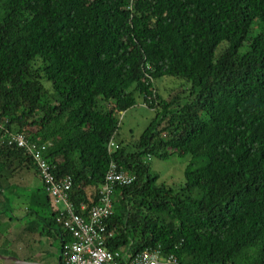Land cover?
Returning a JSON list of instances; mask_svg holds the SVG:
<instances>
[{
  "label": "trees",
  "instance_id": "16d2710c",
  "mask_svg": "<svg viewBox=\"0 0 264 264\" xmlns=\"http://www.w3.org/2000/svg\"><path fill=\"white\" fill-rule=\"evenodd\" d=\"M160 77L188 83V101H163ZM134 94L154 116L124 145L116 116ZM0 128V181L14 164L37 180L51 211L42 233L58 238L59 264L71 241L55 222L62 205L31 156L8 144L12 135L45 145L53 177L71 179L75 211L97 202L111 160L133 177L113 187L107 249L158 250L175 264H264V0H0ZM173 154L188 157L177 191L147 164Z\"/></svg>",
  "mask_w": 264,
  "mask_h": 264
},
{
  "label": "rangeland",
  "instance_id": "374dc122",
  "mask_svg": "<svg viewBox=\"0 0 264 264\" xmlns=\"http://www.w3.org/2000/svg\"><path fill=\"white\" fill-rule=\"evenodd\" d=\"M223 44L217 47L216 52ZM41 84L43 88L50 89L49 83L41 81ZM153 88L165 102L176 98L174 107L188 101V83L181 79L160 77L154 80ZM153 116V111L143 106L141 100L134 94V105L116 116L118 121L116 142L124 145L133 144ZM187 163L188 157L178 154H173L164 160L154 157L147 159L149 168L158 176L157 183L173 191L182 187L183 170ZM9 169L13 171L2 172L4 177L0 181V185L5 188V193L2 192V195L7 199L3 205L0 203V250L7 251L9 258L14 260L55 263L58 256V241L54 235L49 239L42 233L45 221L51 218V211L44 203L45 195L40 191L39 184L31 172L15 164ZM9 185L16 186L7 191L6 187ZM57 207L59 208L60 205ZM25 228L27 230L20 234ZM17 234L21 235L22 242L15 240ZM12 259L3 261L0 257V264H12Z\"/></svg>",
  "mask_w": 264,
  "mask_h": 264
},
{
  "label": "built area",
  "instance_id": "2783aa9c",
  "mask_svg": "<svg viewBox=\"0 0 264 264\" xmlns=\"http://www.w3.org/2000/svg\"><path fill=\"white\" fill-rule=\"evenodd\" d=\"M1 129V128H0ZM8 144L23 148L31 156L39 170L40 180L45 192L53 203L61 204L57 211L55 222L66 231L71 241L63 244L60 264H175L172 255L162 256L158 250H143L133 256L122 254L120 250H109L106 243L114 236V230L109 229L107 221L112 215L111 195L115 185L125 186L132 182L133 177L118 171L111 160L108 163L103 183L100 187L97 202L88 210L80 206L75 211L67 203L66 192L71 179L64 177L55 179L51 169L42 157L45 145H35L27 142L22 135H12ZM117 144L113 137L107 143V151L114 152Z\"/></svg>",
  "mask_w": 264,
  "mask_h": 264
},
{
  "label": "water",
  "instance_id": "95a60500",
  "mask_svg": "<svg viewBox=\"0 0 264 264\" xmlns=\"http://www.w3.org/2000/svg\"><path fill=\"white\" fill-rule=\"evenodd\" d=\"M12 264H40V263L27 262L22 260H13ZM56 264H59V261H57Z\"/></svg>",
  "mask_w": 264,
  "mask_h": 264
},
{
  "label": "crops",
  "instance_id": "0c3cea01",
  "mask_svg": "<svg viewBox=\"0 0 264 264\" xmlns=\"http://www.w3.org/2000/svg\"><path fill=\"white\" fill-rule=\"evenodd\" d=\"M50 236L49 237H47V238H49V239H51V237L54 235V234H49ZM56 240L58 241V238L56 237ZM58 250H57V255L59 256V248H57ZM58 256H57V258H56V261L58 260ZM25 261H27V260H25ZM28 262V261H27ZM30 262V261H29ZM41 264H43V263H41ZM52 264H55L54 262L52 263Z\"/></svg>",
  "mask_w": 264,
  "mask_h": 264
}]
</instances>
